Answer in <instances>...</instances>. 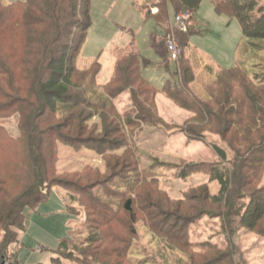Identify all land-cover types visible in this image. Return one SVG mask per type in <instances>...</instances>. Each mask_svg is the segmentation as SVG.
<instances>
[{
  "label": "trees",
  "instance_id": "1",
  "mask_svg": "<svg viewBox=\"0 0 264 264\" xmlns=\"http://www.w3.org/2000/svg\"><path fill=\"white\" fill-rule=\"evenodd\" d=\"M202 1L159 0L158 11L153 15L158 23L164 24L170 18L169 5H172L175 14L189 10L194 17ZM213 3L218 13L239 20L243 35L251 39L248 45L253 46L254 51H264V0H213ZM91 25L90 0L11 3L0 0V120L8 115H19L17 136L0 122V143L9 147L22 166L18 167V173H13L15 183L18 181L17 190L6 188L10 179H0V264H20L18 249L12 254L8 252L12 245L21 244L19 232L26 229L27 209L35 210L46 202L52 187L64 186L57 178L64 175L57 165L59 140L76 149H92L103 157L115 156L114 163L105 158V168L111 172L109 181L97 182V187L93 186L85 196L78 191L74 201L87 215V239L92 230H95L93 234L104 237L107 234L101 226L106 227L108 238L114 244L112 253L119 254L121 259L127 258L133 250V246L127 250V247L120 248L122 234L116 231L118 226L114 228L118 223H114L113 216L121 214L130 220L134 218L131 220L133 228L138 221L143 222L173 251L187 249L174 229L164 227L166 232L159 233L154 222L150 223V216L161 219L166 213H171V217L181 213L179 219L185 220V225L180 227L179 233L185 234V238L203 221L211 219L221 220L228 236L247 231L264 240V100L260 101L258 94L244 89L239 99L231 96L241 82L264 89V72L253 76L240 65L221 68L216 71L215 79L205 86L207 91L214 86L213 91L210 90L207 99L199 98L192 89L195 75L186 53L193 26L186 32L178 30L183 53L176 73L181 84L174 86L168 81L162 91L179 107L193 113V118L186 121L185 126L177 127L160 116L156 100L158 89L144 76L142 55L133 44L115 50V71L105 84L97 80L102 70L98 59L89 68L76 64V54ZM5 37H10L12 44L3 48L1 42ZM229 80L233 85L227 87ZM221 85H225L224 98L219 92ZM127 92L131 105L121 112L115 99ZM217 94L222 101L214 100ZM144 127L184 131L191 142L216 136L218 139H213L211 144L219 159L187 161L180 166L182 158L173 161L150 156L152 160H146L149 163L143 166L145 159L135 138ZM234 127L241 129V134L234 131ZM228 134L233 135L234 141L226 139ZM2 146L0 175L6 176L8 171L2 168ZM83 167L85 171H78L80 179H92L93 169ZM116 169L119 173L113 172ZM165 173L179 179L202 174L208 181L189 186L179 198L161 185V176ZM211 182L220 185L217 192L211 190ZM255 183L258 184L254 186ZM8 188L13 193L7 194ZM76 203L70 201L67 209L77 215ZM129 223L122 221L123 225L129 226ZM78 235L74 229L70 230L69 235L61 239L50 262L36 264H64V259L84 264L73 256L80 241ZM111 238H115V242ZM190 244L196 246L189 251L192 257L194 253L206 256L220 252L222 261L227 264L251 262L249 258H241L243 250L236 245L228 247L214 240L203 243L193 240ZM66 247L70 254H65ZM137 254L134 250L129 256L134 263L142 259L135 256Z\"/></svg>",
  "mask_w": 264,
  "mask_h": 264
},
{
  "label": "rangeland",
  "instance_id": "2",
  "mask_svg": "<svg viewBox=\"0 0 264 264\" xmlns=\"http://www.w3.org/2000/svg\"><path fill=\"white\" fill-rule=\"evenodd\" d=\"M14 1L17 0H3L4 3ZM158 1L90 0L92 25L88 29L85 42L76 54V64L83 69L89 68L98 59L102 65V70L97 80L99 83L105 84L111 79L115 71V50L118 47L126 48L133 44V47L142 55L141 67L144 76L158 89L157 103L160 107V111L158 108L160 116L166 123L181 127L185 126L186 121L193 118V113L189 111H187L188 113L185 112V109L183 110V108L179 107L162 91L168 81L174 84V86L177 83L181 84L179 76L176 73L178 64L181 61L180 57L183 53V48L177 37V31L180 29L172 30L169 27L170 18L174 19L175 16L172 5H169L170 18L168 21L164 24L157 22L153 14L158 11ZM151 10L152 12H150ZM193 20L197 23L193 26L194 33L190 37V44L186 49V53L191 59L194 69L195 78L192 82V89L199 98L207 99L210 90L213 91L212 88H215L214 86L210 90L208 89V91L205 89V86L215 79L216 71L221 68L240 65L253 76L257 72H264V51H254L253 46L248 45L251 39L243 35L239 20L228 14L218 13L215 10L213 0H203ZM171 33L181 50L180 57L176 60H170L166 46V40ZM9 38H2L1 43L3 48L12 44ZM238 77L241 78V75ZM232 83L233 81H226V86L229 87L233 85ZM221 86L220 90L222 89V91L219 92L223 93L222 97L224 98L225 85ZM243 89L245 91L249 90L253 94H258L260 101L264 100V92H262L264 89L252 87L243 82L240 85H236V88L232 90L231 96L239 99L243 93ZM128 95V93H124L115 99V103L121 112H124L131 105ZM228 96L230 97V95ZM222 97L219 95L214 100L222 101ZM175 116L177 118L171 119ZM18 119V114L8 115L1 119L0 122L5 125L13 136H17L19 135ZM54 122L58 123L61 121L54 120ZM234 131L239 134H241L240 131L242 132L241 129H237L236 127H234ZM181 133L185 134L184 131L144 127L139 137L135 138L139 151L145 159L143 166L148 165L149 162L146 160H152L150 156H157V158L163 160L173 161H178V159L182 158L184 161L180 163V166L184 165L187 161H212L218 158L211 144L213 139H218L216 136H210L206 140L192 141L196 142L192 143L188 139L186 142L179 141L176 136ZM225 137L229 141H234L231 134L225 135ZM130 142L134 145L133 139ZM2 145L4 144L0 143V146ZM2 155L4 156L2 168L8 171V175L1 174L0 179H10L11 182L8 183L6 188L10 187L12 191H15L17 190L18 181L16 185L15 178H13L15 174L13 173H18V167L22 168V166L16 162L17 160L12 155L8 146H2ZM105 158L110 163L115 162V156L103 157V155L98 154L92 149L86 147L76 149L65 143V141L59 140L57 165L59 171L63 172L64 175L57 176V178L63 182L64 186L52 187L50 197L46 202L40 204L35 210L27 209L28 219L26 220V229L19 232L21 244L19 246L12 245L8 252L12 254V252L18 249L20 264H36L40 261L49 263L55 255L61 239L68 236L69 231L73 229L80 236L76 253L73 256L80 258L84 264H227L225 261H222L223 255L220 252H216L214 255L207 254L206 256L194 253L195 255L192 257L189 251L192 247L196 248V246L190 244V241L193 242V240L202 243L205 240L206 242L214 240L228 247L236 245V248L241 247L243 250L241 254L242 259H251L249 264H264V240L258 235L241 231L240 233L237 232L234 235L228 236L223 230L224 227L221 220L214 221L210 219L205 222L203 221L199 228L192 230V235L189 238H185V234L179 233L180 227L185 225V220L180 221L179 217L181 213H176L175 211L176 216L172 217L170 216L171 213L163 214L161 219H159V216H150V223L154 222L155 228H157L159 233L166 232L164 227H169L171 230L174 229V232L178 234L176 236L180 237L182 244L187 249L185 252L173 251L167 247L164 243L165 240L153 233L151 228L146 227L143 222L140 223L138 221L137 227L133 228L131 220L134 218L132 217L130 220L125 214H121L119 217L113 216L114 223H118V225L114 224L113 226L114 228L115 226H124L123 229L116 227V231L122 234L120 235V248L125 250V247H127V250L133 246V250L130 251L127 258L121 259L118 257L119 254L114 255L112 253L115 250L113 249L114 244L108 238L109 235L105 231L106 227L101 226V229L107 234L104 237L93 234L95 230H92L89 239H87L89 230L86 224L87 215L83 208L74 201V196H77V193L79 194L78 191L82 192L85 196L87 192L92 191L93 186H96L97 182L104 179L106 182L109 181L111 177L109 174L111 172L109 171L110 169L105 168ZM84 165L89 167L90 171L93 169V178L88 181H82L80 179L81 174L78 173V171L86 170V167H83ZM97 171L100 173L102 171L103 173L97 174ZM113 172L119 173L117 169ZM205 181H208V177L202 174H196L186 179L176 178L171 173H165L161 176V185L171 195L179 198L189 186ZM257 184L255 183L254 186ZM210 187L213 192H217L220 185L217 182H211ZM10 189H6L7 194L13 193ZM199 192L197 191V193ZM70 201L78 205L77 215L68 211L67 207ZM190 214L189 212L188 216ZM136 218L138 219V215ZM124 220L128 223L130 222L129 226L122 224ZM0 239H2V235ZM115 240L114 238L113 241L115 242ZM67 250L69 249L66 247L64 249L65 254H70L71 252ZM134 250L138 253L135 256H142L141 261L134 263L129 258V256L133 255ZM63 263L79 264L73 259H64Z\"/></svg>",
  "mask_w": 264,
  "mask_h": 264
},
{
  "label": "built area",
  "instance_id": "3",
  "mask_svg": "<svg viewBox=\"0 0 264 264\" xmlns=\"http://www.w3.org/2000/svg\"><path fill=\"white\" fill-rule=\"evenodd\" d=\"M193 23V14L189 10H183L179 13H176L174 19H170L169 27L172 30L180 29L182 31H187ZM169 38L166 40L167 50L169 52L170 60H176L180 57V47L177 44V41L174 39V36L169 35Z\"/></svg>",
  "mask_w": 264,
  "mask_h": 264
},
{
  "label": "crops",
  "instance_id": "4",
  "mask_svg": "<svg viewBox=\"0 0 264 264\" xmlns=\"http://www.w3.org/2000/svg\"><path fill=\"white\" fill-rule=\"evenodd\" d=\"M156 12V11H155ZM171 19V18H170ZM196 21L195 20H193V24H192V26H194V25H196ZM128 93V92H127ZM129 94V93H128ZM128 97H129V99H130V94L128 95ZM156 100H157V98H156ZM157 105H158V103H157ZM158 108H159V111H160V107L158 106ZM180 109V108H179ZM180 110H182V109H180ZM184 110V109H183ZM185 112H187V110H184ZM161 113V112H160ZM188 113V112H187ZM174 118H177V116H175V117H172L171 119H174ZM174 121V120H173ZM173 121H171V122H173ZM177 138H178V140L180 141V140H182L183 142H186V140H187V137H186V135L184 134V133H181V134H178L177 136H176ZM175 137V138H176ZM176 140V139H175ZM192 143H196V142H192Z\"/></svg>",
  "mask_w": 264,
  "mask_h": 264
}]
</instances>
